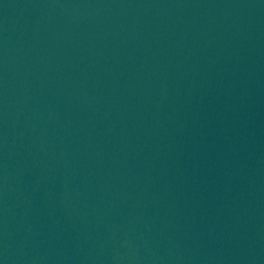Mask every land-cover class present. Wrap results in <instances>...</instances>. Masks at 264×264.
Here are the masks:
<instances>
[{"label": "water", "instance_id": "95a60500", "mask_svg": "<svg viewBox=\"0 0 264 264\" xmlns=\"http://www.w3.org/2000/svg\"><path fill=\"white\" fill-rule=\"evenodd\" d=\"M0 264H264V0H0Z\"/></svg>", "mask_w": 264, "mask_h": 264}]
</instances>
